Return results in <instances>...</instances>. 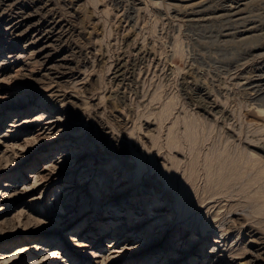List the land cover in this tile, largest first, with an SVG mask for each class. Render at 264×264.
Here are the masks:
<instances>
[{
  "label": "rangeland",
  "instance_id": "obj_1",
  "mask_svg": "<svg viewBox=\"0 0 264 264\" xmlns=\"http://www.w3.org/2000/svg\"><path fill=\"white\" fill-rule=\"evenodd\" d=\"M220 1L0 0V264H264V0Z\"/></svg>",
  "mask_w": 264,
  "mask_h": 264
},
{
  "label": "bare ground",
  "instance_id": "obj_2",
  "mask_svg": "<svg viewBox=\"0 0 264 264\" xmlns=\"http://www.w3.org/2000/svg\"><path fill=\"white\" fill-rule=\"evenodd\" d=\"M205 1V0H204ZM214 1V0H213ZM217 1V0H216ZM218 1H220V0H218ZM225 1V0H224ZM226 1H228V2H224L225 3V5L223 6V8L225 9V11L227 12V13H229V15L230 16H232V15H236V14H238V10H239V7H240V5L241 4H239V1H237V0H226ZM250 1V0H249ZM252 1V0H251ZM255 1H257L258 2V0H255ZM262 1V0H261ZM260 1V2H261ZM221 2V1H220ZM245 2H246V0H245ZM215 3V2H214ZM219 3V2H218ZM133 4V3H132ZM135 4H137L136 2H135ZM200 4H202V3H200ZM247 4V3H246ZM221 5V4H220ZM257 5H259V4H257ZM263 5H264V3H263ZM159 6V5H158ZM246 6V5H245ZM260 6V5H259ZM258 6V7H259ZM201 7V6H200ZM208 7V6H207ZM216 8L215 9H217V7L218 6H215ZM220 7V6H219ZM257 7V8H258ZM155 8V7H154ZM169 8V7H168ZM198 8V7H197ZM209 8V7H208ZM245 8V7H244ZM254 8V7H253ZM260 8V10L262 9L261 8V6L259 7ZM258 8V9H259ZM173 9V8H172ZM219 9V8H218ZM249 9V8H248ZM175 10V9H174ZM191 10H192V8H191ZM197 10H200V9H197ZM204 10H205V8H204ZM220 10V9H219ZM242 10V9H241ZM263 10V9H262ZM261 10V11H262ZM169 11V10H168ZM167 11V12H168ZM194 11V10H193ZM193 11H191V15L193 14ZM206 11H208V10H206ZM244 11V10H243ZM252 11H254V9L252 10ZM259 11V10H258ZM188 12V11H187ZM200 12H201V10H200ZM199 12V13H200ZM205 12V11H204ZM217 12V11H216ZM215 12V13H216ZM188 13H190V12H188ZM197 13V12H196ZM203 13V12H202ZM206 13V12H205ZM187 14V13H186ZM224 14V13H223ZM248 14V13H247ZM173 15V14H172ZM194 15H196V14H194ZM228 15V16H229ZM243 15V14H242ZM262 15H264V14H262ZM203 16V15H202ZM213 16V15H212ZM214 17V16H213ZM237 17V16H236ZM235 17V18H236ZM243 17V16H242ZM185 18V17H184ZM231 17H229V19H230ZM260 18V17H259ZM264 18V17H263ZM189 19V18H188ZM191 19H193V18H191ZM195 19V18H194ZM204 19H206V18H204ZM212 19V18H211ZM229 19H228V21H229ZM249 19V18H248ZM201 20V19H200ZM231 20V19H230ZM262 20V19H261ZM261 20H259V22H260V24H261ZM232 21V20H231ZM240 21V20H239ZM202 22V21H201ZM233 22V21H232ZM236 22V21H235ZM235 22H234V24H235ZM242 22V21H241ZM20 23H21V21H20ZM189 23V22H188ZM219 23V22H218ZM223 23V22H222ZM263 23V22H262ZM228 24V23H227ZM244 24V23H243ZM246 24V23H245ZM15 25H19V23H16ZM229 25V24H228ZM264 25V24H263ZM239 28V27H238ZM237 29V28H236ZM264 29V28H263ZM263 29H261L262 31L261 32H263L264 30ZM236 33V32H235ZM217 38V37H216ZM225 39V38H224ZM239 39H241V38H239ZM227 40V39H226ZM238 40V39H237ZM244 40V39H243ZM242 40V41H243ZM245 41V40H244ZM261 46V45H260ZM249 48V47H248ZM257 48V47H256ZM261 48V47H260ZM259 48V49H260ZM253 50V49H252ZM243 52V51H242ZM252 55V54H251ZM250 55V56H251ZM254 55V54H253ZM244 57V56H243ZM243 57H242V59H243ZM252 57V56H251ZM240 58H241V56H240ZM245 58H247L246 57V54H245ZM250 58V57H249ZM251 59H253V58H251ZM236 60V59H235ZM246 60V59H245ZM262 60V59H261ZM230 61H232V59L230 60ZM239 61V60H238ZM234 64H235V62H233ZM230 64V63H229ZM252 64V63H251ZM244 65V64H243ZM240 66V65H239ZM258 66V65H257ZM258 68H260V67H258ZM253 69V68H252ZM244 70V69H243ZM242 70V71H243ZM230 71H231V69H230ZM239 72V71H238ZM238 74V73H237ZM243 74V73H242ZM264 74V73H263ZM249 75V74H248ZM250 76V75H249ZM247 81V80H246ZM252 83V82H251ZM263 84V83H262ZM249 85V84H248ZM239 86V85H238ZM257 86V85H256ZM254 88V87H253ZM257 91V90H256ZM40 122H42V121H40ZM44 125H51V122H45L44 123ZM43 129V128H42ZM67 145H69V143H67V144H65L63 147H65V146H67ZM139 194H141V193H139ZM115 196H117V193L115 194ZM114 196V197H115ZM115 202V201H114ZM112 205H115V204H112ZM160 207H162V205H160ZM157 211V209H153L152 210V212H151V214H149L150 215V217L148 216L147 218L149 219V218H151V217H153L154 219H155V215H156V212ZM158 211H160V210H158ZM117 217V216H116ZM146 218V219H147ZM166 223L164 222L163 224H161V226L162 225H165ZM84 228H85V230L88 228L86 225L85 226H83L82 227V231L84 232L85 230H84ZM106 230H108V229H106ZM153 231L155 230V229H152ZM153 231H152V233H153ZM53 257H58V258H61L62 257V255H60V252H58V251H56L54 254H53Z\"/></svg>",
  "mask_w": 264,
  "mask_h": 264
}]
</instances>
